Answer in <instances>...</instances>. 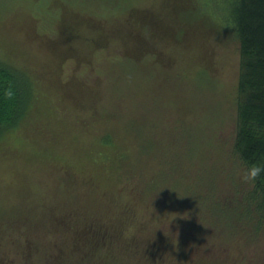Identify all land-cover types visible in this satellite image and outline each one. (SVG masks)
I'll use <instances>...</instances> for the list:
<instances>
[{
  "label": "trees",
  "instance_id": "trees-1",
  "mask_svg": "<svg viewBox=\"0 0 264 264\" xmlns=\"http://www.w3.org/2000/svg\"><path fill=\"white\" fill-rule=\"evenodd\" d=\"M213 1L207 0L212 4ZM202 2L205 0H174L168 4V22L172 31L179 19L177 16L182 12L187 47L194 48L199 44L201 49L206 39L223 29H229L238 42L239 68L232 153L240 177H243L242 174L249 167L264 165V0H218L222 6L216 12L226 17L227 21L223 25L201 14ZM46 6L59 11L55 19V30L48 34L31 28L26 37L34 38L38 53L44 57L43 64L47 67L44 75H51L52 68L55 76L65 67H70L69 80L64 83L68 82L74 88L67 90L61 87L62 93L76 104L83 118L80 117L81 125L67 140L71 145L78 142V145L87 146L80 145L84 154L79 159L75 151L72 162L67 153H63L61 148L57 152L55 145L41 138L42 134L35 132V129L26 133L27 137L35 139H32L34 142L29 139L33 145L26 146L25 142H20L19 146L25 150L24 160L37 161L43 166L42 175L58 176L59 181L52 179L56 182H60V177L72 180L77 169L80 176H77L76 181L78 190L70 198L58 196L59 206L53 203L45 205L41 215L27 214L23 219L16 212L10 218L8 207L7 213L0 215V264H221L219 260L205 258L198 250L188 249L186 237L175 235V199L197 206L194 202L198 203L205 196L195 194L197 198H194L190 192L186 198V194H177L174 186L164 178V168L170 166L169 157L163 159L167 148L158 157L145 147L139 150L135 146L138 141L130 140V136L123 131L118 132L107 118L105 121L101 119L103 106L111 108L118 102L102 103L106 100V94L103 96L99 89L101 77L98 75L97 82L88 89L73 74L85 64L94 73L93 63L99 57L102 64L110 59L112 65H119L118 56H121L126 63L125 66L122 62L124 67H128L126 61H136L137 66L141 65L149 48L146 38L139 32L134 33L129 27V21L137 19L141 23L151 14L150 25L157 29L161 27L157 22L159 14L141 5L129 7L125 12V18L129 21L119 24L113 18H98L65 6L63 0H48ZM171 31L161 27L154 34L161 38ZM129 32L135 37H130ZM198 37L204 40H198ZM204 48L200 50L199 57L184 59L185 64L191 68L186 76L178 68L177 57L171 54L166 60L161 50L153 48V62L168 68L176 81L185 79L187 75L188 80H191V76L195 80L207 71L204 57L209 55L207 51L204 52ZM33 49L30 51L33 52ZM108 55L111 58H106ZM196 72H201V75L196 76ZM112 80L114 84L117 83V80ZM39 86L37 74L31 76L26 69L13 64L10 58H0V143L6 136L17 133L25 116L37 109L39 96L36 93ZM107 87L110 86L107 84ZM175 112L181 114L177 108ZM149 122L145 128L151 126ZM142 131V140L146 145V139L150 142L154 135L149 130ZM94 145L98 148H93ZM35 148L41 150L40 155L35 154ZM14 151L17 153L18 147ZM169 151L167 149V154ZM219 184L222 185L220 177L212 186L217 190L213 194L216 198L213 199L222 206L232 207L233 227L239 229L247 223L252 235L264 231V172L254 182H249L251 186L240 197L238 183L235 185V197H229L228 192L217 193L219 188L224 189ZM231 199L234 206L230 204ZM203 206L208 217L211 216L212 204L204 202ZM237 206L244 213H237ZM45 226L54 230L58 237L48 241ZM36 229L41 232V239L35 235L36 232L33 234L32 231Z\"/></svg>",
  "mask_w": 264,
  "mask_h": 264
},
{
  "label": "rangeland",
  "instance_id": "rangeland-1",
  "mask_svg": "<svg viewBox=\"0 0 264 264\" xmlns=\"http://www.w3.org/2000/svg\"><path fill=\"white\" fill-rule=\"evenodd\" d=\"M173 1L63 0L65 6L79 9L82 13L88 12L94 17L113 18L119 24L129 21L127 17L125 18V12L129 7L141 5L159 14L157 22L163 30L167 28L168 32L171 31L168 4ZM47 4L48 0H0V58H10L13 64L26 69L31 76L37 74L40 81L36 93L39 96L37 109L31 110L25 116L17 128V133L6 136L0 143V215L6 214L9 207L10 218L16 212H19L23 219L27 214L41 215L44 213L45 205L53 203L59 206L58 196L70 198L76 195L78 190L77 169V175L73 173L72 180L60 177V182H56L59 181L58 176H45L44 173L42 175L43 166L37 161L24 160L25 150L19 146L20 142H25L28 146L33 145L30 140L35 139L32 136L27 137L26 133L29 134L35 129V132L42 134L41 138H46L53 146L55 145L57 152L61 148L63 153H67L68 159L72 162L74 152L76 151L77 157L81 159L84 154L82 147L87 146L78 145V142L71 145L67 140L81 125L79 119L82 117L76 104L62 93L63 87L67 90L74 88L68 85V82L64 83L69 80L70 67H65L55 76L52 68L51 75H44L43 72L47 68L43 64L44 57L38 53V45L34 38L26 37L31 28L33 31L36 29L39 33L48 34L55 30V19L59 11L50 9ZM213 5L216 11L221 10L222 2L215 0ZM180 14L172 31L161 38L154 34L161 27L156 29L150 25L151 14L141 23L137 19L129 21L131 24L129 27L134 33L139 32L146 38L149 48L141 65L137 66L136 61H126L128 67H124L121 64L125 63V60H122L121 56H118L119 65H112L110 59H106L102 64L99 57L93 63L94 73H91V68L85 64L73 74L79 77L81 84H84L83 87L88 89L97 82L98 75L101 77L99 89L103 96L106 94V100L102 103L118 100L117 104L112 105L113 108L103 106L101 119L105 121L107 118L113 122L116 126L114 129L118 132L123 131L130 136V140L138 141L135 146L139 150L145 147L152 154L156 153L157 157L166 148L170 150L167 154L166 149L163 157V159L169 157L170 162V166L166 165L164 168V178L174 186L177 194H186V198L190 196V192L194 198H197L195 194L205 196L204 199H199L198 203L194 202L197 206L185 200L183 202L175 199L177 207L175 235L186 237L188 249L198 250L205 258L211 261L219 260L221 264L232 262L264 264V231L252 235L247 223L239 229L233 227L232 207L222 206L213 199L216 198L213 194L217 190L213 187L218 177L222 180V185H219L224 189L219 188L217 193L228 192L229 197H235L237 183L241 191L239 197L251 186L249 182L243 183L232 153L235 133V90L239 68L238 42L229 29H223L216 32L212 38L206 39L205 48L199 49V44L194 48L187 47L181 11ZM25 29L28 31L25 32ZM129 36L135 37L130 32ZM197 39L204 40L201 37ZM152 47L161 50V55L166 60L169 54L177 57L178 68L185 76L191 68L185 64L184 59L196 58L204 48V52L207 51L209 55L207 58L204 57L207 71L195 80L193 76L188 80L187 75L185 79L180 78L176 81V77L172 78L168 68L153 62L155 51ZM31 48H34L33 52L30 51ZM106 58L111 56L108 55ZM195 75H201V72H196ZM112 79L117 80L115 81L117 83L114 84ZM107 84L110 87H107ZM176 108L181 114L175 112ZM148 122L151 126L145 128ZM143 129L154 135L152 141L146 139V145L142 140ZM22 136L25 137L23 138L25 141L21 140ZM12 141L16 144L14 145ZM167 143L169 144L164 145ZM169 145L171 148H168ZM96 146L93 148H98ZM17 147L16 153L14 150ZM40 153L41 150L37 148L35 154ZM53 178L56 181L52 180ZM204 202L207 205L212 204L209 217L203 209ZM233 203L231 199L230 204L234 206ZM236 210L239 214L244 213L240 206H237ZM44 230L48 231L45 233L48 241L58 237L56 232L49 230L47 226ZM32 232L33 234L36 232L35 235L41 239L40 231L36 229Z\"/></svg>",
  "mask_w": 264,
  "mask_h": 264
},
{
  "label": "clouds",
  "instance_id": "clouds-1",
  "mask_svg": "<svg viewBox=\"0 0 264 264\" xmlns=\"http://www.w3.org/2000/svg\"><path fill=\"white\" fill-rule=\"evenodd\" d=\"M200 10L201 14L207 15L211 20L220 25H223L227 22L226 17H222L220 14H218L214 8V5L210 2H207V0L200 4ZM262 172H264V165H253L246 170L242 180L244 182H254Z\"/></svg>",
  "mask_w": 264,
  "mask_h": 264
}]
</instances>
